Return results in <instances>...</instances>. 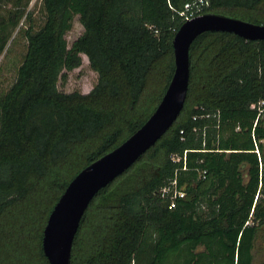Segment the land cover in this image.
<instances>
[{"label": "trees", "instance_id": "1", "mask_svg": "<svg viewBox=\"0 0 264 264\" xmlns=\"http://www.w3.org/2000/svg\"><path fill=\"white\" fill-rule=\"evenodd\" d=\"M187 1L41 0L35 27L30 0H0V55L27 17L19 27L25 52L0 90V264H49L42 237L52 208L81 169L154 111L174 71L172 40ZM200 13L264 24V0H208ZM75 15L83 32L68 46ZM81 54L95 85L59 90ZM189 61L180 114L93 196L70 264H253L264 224V169L254 151L264 160V40L206 31ZM172 180L185 195L169 207L161 190Z\"/></svg>", "mask_w": 264, "mask_h": 264}, {"label": "water", "instance_id": "2", "mask_svg": "<svg viewBox=\"0 0 264 264\" xmlns=\"http://www.w3.org/2000/svg\"><path fill=\"white\" fill-rule=\"evenodd\" d=\"M206 31L229 32L245 40H264V24L223 14L203 13L180 25L172 40L174 71L154 111L121 144L81 169L52 208L42 237L49 264H70L75 233L93 196L128 169L175 122L188 89L190 46Z\"/></svg>", "mask_w": 264, "mask_h": 264}, {"label": "rangeland", "instance_id": "3", "mask_svg": "<svg viewBox=\"0 0 264 264\" xmlns=\"http://www.w3.org/2000/svg\"><path fill=\"white\" fill-rule=\"evenodd\" d=\"M41 0H30L26 14L31 13L32 21L37 27L43 20L40 8ZM26 15L21 19L18 27L13 31L9 41L0 55V90H5L14 80L16 67L22 59L26 49V40L19 32V27H25ZM83 32L78 15H75L72 26L65 34L68 46ZM81 65L65 72V77L57 82L58 89L63 92H89L97 81V72L93 70L86 55L81 54ZM193 100H191V104ZM253 264H264V224L260 226L254 242Z\"/></svg>", "mask_w": 264, "mask_h": 264}, {"label": "built area", "instance_id": "4", "mask_svg": "<svg viewBox=\"0 0 264 264\" xmlns=\"http://www.w3.org/2000/svg\"><path fill=\"white\" fill-rule=\"evenodd\" d=\"M208 5V0H193V1H187L183 5V9L180 11V14L184 16L185 20L191 19L197 15H195V12H199L203 6ZM192 8H195L194 10ZM264 113V100H260L257 105V119ZM208 116V115H205ZM195 119L196 116H193ZM257 119L254 122V125L257 121ZM181 139H183L182 134L183 131L180 130ZM257 153L258 156V162H259V169L262 171L264 169V160L260 155L259 150L256 148L254 150ZM175 160H178V158H174ZM162 196H167L170 198L169 207H174L175 205V199L178 197H184L185 192L177 187L176 180H172L168 185L162 188L161 190Z\"/></svg>", "mask_w": 264, "mask_h": 264}]
</instances>
